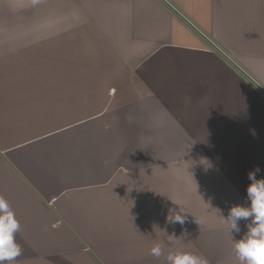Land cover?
<instances>
[{
  "label": "crops",
  "instance_id": "0c3cea01",
  "mask_svg": "<svg viewBox=\"0 0 264 264\" xmlns=\"http://www.w3.org/2000/svg\"><path fill=\"white\" fill-rule=\"evenodd\" d=\"M256 167L264 0H0L10 264H239Z\"/></svg>",
  "mask_w": 264,
  "mask_h": 264
},
{
  "label": "clouds",
  "instance_id": "9594fccd",
  "mask_svg": "<svg viewBox=\"0 0 264 264\" xmlns=\"http://www.w3.org/2000/svg\"><path fill=\"white\" fill-rule=\"evenodd\" d=\"M261 169L256 167L248 173L251 183L247 186V199L250 206H233L230 209L227 230L232 234L239 233V221H250L247 232L240 239H233L232 248L239 264H264V178L257 179ZM7 202L0 197V264L8 261L9 264L20 255V247L14 240V234L19 230L18 221L14 213L8 210ZM167 219L171 224L183 223L181 212L169 209ZM152 255L160 257L162 247L160 244L151 249ZM169 264H207L202 257L177 249L168 252L166 256Z\"/></svg>",
  "mask_w": 264,
  "mask_h": 264
}]
</instances>
